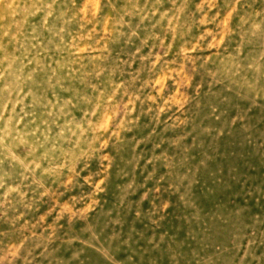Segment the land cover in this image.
Listing matches in <instances>:
<instances>
[{"label":"rangeland","instance_id":"obj_1","mask_svg":"<svg viewBox=\"0 0 264 264\" xmlns=\"http://www.w3.org/2000/svg\"><path fill=\"white\" fill-rule=\"evenodd\" d=\"M0 264H264V0H0Z\"/></svg>","mask_w":264,"mask_h":264}]
</instances>
